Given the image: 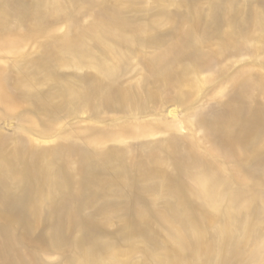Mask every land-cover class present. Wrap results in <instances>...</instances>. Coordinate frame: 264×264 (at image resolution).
Masks as SVG:
<instances>
[{
	"label": "rangeland",
	"instance_id": "374dc122",
	"mask_svg": "<svg viewBox=\"0 0 264 264\" xmlns=\"http://www.w3.org/2000/svg\"><path fill=\"white\" fill-rule=\"evenodd\" d=\"M0 264H264V0H0Z\"/></svg>",
	"mask_w": 264,
	"mask_h": 264
},
{
	"label": "bare ground",
	"instance_id": "6f19581e",
	"mask_svg": "<svg viewBox=\"0 0 264 264\" xmlns=\"http://www.w3.org/2000/svg\"><path fill=\"white\" fill-rule=\"evenodd\" d=\"M200 194L202 195V199L204 202H208L212 206H215L213 189L206 184V182L200 181Z\"/></svg>",
	"mask_w": 264,
	"mask_h": 264
}]
</instances>
